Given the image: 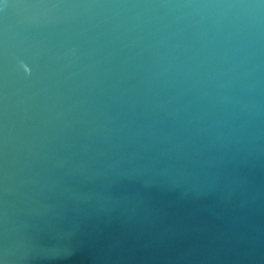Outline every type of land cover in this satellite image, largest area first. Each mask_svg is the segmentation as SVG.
Returning <instances> with one entry per match:
<instances>
[{"label":"water","instance_id":"95a60500","mask_svg":"<svg viewBox=\"0 0 264 264\" xmlns=\"http://www.w3.org/2000/svg\"><path fill=\"white\" fill-rule=\"evenodd\" d=\"M0 264H264V0H0Z\"/></svg>","mask_w":264,"mask_h":264},{"label":"clouds","instance_id":"9594fccd","mask_svg":"<svg viewBox=\"0 0 264 264\" xmlns=\"http://www.w3.org/2000/svg\"><path fill=\"white\" fill-rule=\"evenodd\" d=\"M24 67H25V70H26V71H29V69L27 68V65H24Z\"/></svg>","mask_w":264,"mask_h":264}]
</instances>
